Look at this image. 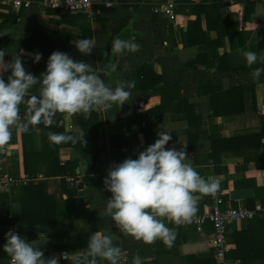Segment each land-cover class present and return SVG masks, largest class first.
I'll return each instance as SVG.
<instances>
[{"label": "crops", "instance_id": "0c3cea01", "mask_svg": "<svg viewBox=\"0 0 264 264\" xmlns=\"http://www.w3.org/2000/svg\"><path fill=\"white\" fill-rule=\"evenodd\" d=\"M15 1L0 0V50L9 53L5 61L23 51V66L39 79L49 56L54 51L66 52L74 60L91 64L112 87L121 81H133L135 86L122 108L98 112L94 125L84 121L90 142L61 143L51 150L48 147L53 143L40 125L33 128L27 152L24 133L14 132L8 144L0 146V174L8 172L20 181L11 190H0V264H10L3 245L12 224L20 228L26 241L41 248L46 258H57L59 264H70L63 254L84 250L96 232L112 235L114 244L130 256L131 264L135 256L141 258V264H219L211 244L210 222L200 232L194 226L165 220L175 230L171 247L160 240L146 244L121 232L109 218L98 215L111 197L103 180L113 162L135 159L147 147L142 130L134 135L135 119L159 107L166 96L169 104L155 126V138L166 128L172 135L166 147L184 150L186 162L206 179L211 173L221 176L227 208L264 207V138L258 137L264 133V75L259 80L252 78L253 70L264 65L249 67L243 56L249 50L264 54V0H114L112 9L95 18L44 8L42 0H19V6ZM168 1L176 3L175 19L157 10ZM198 20L200 25L193 23ZM120 25L125 26L116 33ZM189 33L199 41L190 44ZM83 38L96 43L87 56L75 47V41ZM116 38L133 40L139 51L117 56L111 51ZM37 52L45 63L39 71L30 55ZM143 65L152 68L148 81L162 78L164 82L150 90L137 88ZM165 84L176 89L164 91ZM31 92L38 94V87ZM25 109L22 104L21 114ZM137 124L139 129L146 125ZM50 128H54L51 132L73 134L80 128L77 114H57ZM45 149V157H37ZM52 151H57V160ZM25 159L31 166L36 159L45 161L33 178L26 172ZM56 161L58 167L53 165ZM67 163L72 168L65 175L61 167ZM24 179L29 180L27 185L46 187L29 196L30 205L22 214ZM63 179L68 187L63 186ZM194 195L196 215L204 213L207 196ZM49 197L53 202L47 201ZM263 220L255 236L247 237L250 252L260 257L259 264H264V247L253 242L264 240ZM250 222L230 224L228 253L237 249L232 233L248 231ZM228 260L240 264V260Z\"/></svg>", "mask_w": 264, "mask_h": 264}, {"label": "clouds", "instance_id": "9594fccd", "mask_svg": "<svg viewBox=\"0 0 264 264\" xmlns=\"http://www.w3.org/2000/svg\"><path fill=\"white\" fill-rule=\"evenodd\" d=\"M75 47L82 55H90L96 43L83 38L75 41ZM140 46L133 40L116 38L111 51L117 56L136 53ZM0 50V146L7 145L13 133H30L40 125L51 127L57 114L82 115L90 118L93 112H110L123 107L131 97L135 85L133 81H121L112 87L105 83L91 64L74 60L68 53L54 51L48 58L46 69L38 79L25 69L23 51L12 55ZM33 62L42 59L41 53L30 54ZM246 64L264 65V54L255 51L243 53ZM5 74L7 79H5ZM264 75V67H256L252 78L259 80ZM38 87V94L31 90ZM26 109L21 115V105ZM155 142L140 151L137 158L113 162L103 180L104 188L111 193L106 199L102 212L123 233L138 241L152 244L160 240L171 247L175 230L166 225L165 220L175 225L191 223L198 211L197 198L215 195L219 180L201 176L184 150L166 147L172 139L171 133L162 127L157 132ZM48 139L53 144L86 143L83 129L77 128L73 134L49 132ZM3 252L10 258V264H59L55 257L46 258L41 248L14 231L5 234ZM70 264H125L122 249L114 244L110 234L93 233L84 250L64 253ZM71 258V259H70ZM132 264H141L135 256Z\"/></svg>", "mask_w": 264, "mask_h": 264}, {"label": "built area", "instance_id": "2783aa9c", "mask_svg": "<svg viewBox=\"0 0 264 264\" xmlns=\"http://www.w3.org/2000/svg\"><path fill=\"white\" fill-rule=\"evenodd\" d=\"M15 4L19 6L21 1L16 0ZM114 0H42L41 6L44 8L58 9L62 11H69L72 13L87 15L90 18H95L102 14L104 10H110L114 7ZM176 3L168 1L157 7L168 15L171 19L176 17ZM23 116V114H21ZM218 179L219 189L215 195L207 196V210L204 213L196 215L191 223L185 225L194 226L200 232L204 230L207 222L213 226V233L211 237V244L213 246L215 257L219 264H229L227 253L230 250L229 239L227 237V230L230 224L237 220L249 221L258 214L264 212V207L258 205L255 209L246 207L227 208L225 201V193L222 188L223 178L219 175L211 173L208 178ZM28 179L21 181L23 185H27ZM20 181L12 177L8 172L0 174V190H11L16 187ZM14 231L20 234V228L12 224L8 231ZM125 264H131V258L127 253H124Z\"/></svg>", "mask_w": 264, "mask_h": 264}, {"label": "trees", "instance_id": "16d2710c", "mask_svg": "<svg viewBox=\"0 0 264 264\" xmlns=\"http://www.w3.org/2000/svg\"><path fill=\"white\" fill-rule=\"evenodd\" d=\"M194 24H199L200 25V21H196L193 22ZM125 25H120L118 27V29L115 31L116 33L119 32ZM189 40H190V44H195L196 42H198L199 40H195L193 38V36L189 33ZM33 45V40L30 41V48H32ZM45 65V63H43L42 61L38 62L35 64L34 68L35 71L38 69L41 70L43 68V66ZM149 71H152V68L149 65H143L142 69L140 70L141 73V77L140 80L138 81V86L140 85V87L137 88H141L142 90H150L152 88H154V86H156L157 84H160L163 81V79L159 78L160 80L158 81H148V73ZM104 73H102V76H104ZM157 77V76H156ZM165 88H167V91H174L176 89V87H170L167 84L164 85V91ZM166 91V92H167ZM165 92V93H166ZM169 104L167 97L164 96V100L162 102V104L159 107H156L150 111L144 112L140 115H138L135 119L136 125L138 126V122H140V124H146L145 126L140 127H135L134 128V135L139 132V130H142L141 132H144L145 137H146V146H149L151 144H153L156 140L155 138V126L157 123H159L162 119V116L164 114V112L167 110V105ZM99 114L98 112H93L90 116V118L87 119L88 122H91L92 125H94L96 122L95 120H98ZM77 120L80 126V129H83L86 135V139L90 142L92 139L89 138V135H87V130L85 129V125L87 123H85L84 121L86 119H84V117L82 115L77 114ZM43 132L45 133L44 135L47 136V134L49 132H51L52 130H54V128H50L47 127L45 125H41ZM33 134V129L30 133H24V138H25V142H26V148H25V152H27V150H29V139H31V135ZM197 134V133H196ZM30 135V136H29ZM95 136H99V131L97 130V133ZM30 137V138H29ZM259 139L261 140L262 138H264V133L262 132L259 136ZM47 140V139H46ZM60 144H52L50 145V147H48L49 149L52 150V148L54 147L55 150L58 149ZM46 146V144H45ZM79 148V145H75ZM47 152V149L44 150V152H42V154L37 155V157H45V154ZM55 153V157L56 160L58 159V153L57 151H52V154ZM27 156V155H26ZM51 160V159H50ZM37 163L34 166H31V164H29V162H27V160L25 159V169L26 172L29 173V175L33 178L36 173L39 171V167L41 166V163H45V161L43 160H35ZM39 165V167H38ZM54 167H58L59 163L56 161V163L53 164ZM63 168V173L68 174V172L70 171V169L72 168L71 163H67L66 166L61 167ZM49 175V171L47 170V176ZM64 180V179H63ZM63 186L64 187H68V183L64 180L63 181ZM43 187H46L44 184H35V183H29L28 185L24 186V191H23V211L22 214L24 212H26L29 202H30V197L32 195V193H35L37 191H41V189ZM30 196V197H29ZM53 198H47V201L53 202ZM47 215V214H46ZM261 218L264 219V214L262 213L261 215L258 214L256 217H254L251 222H250V228L248 231H244V232H233L232 236L235 238L236 243H237V249L235 252L233 253H227V258H234L237 260H240V264H259L257 262V260L260 258L259 256L253 255L249 248H248V244H247V237L250 236H255V233L257 232V227L261 221ZM264 221V220H263ZM263 223V222H262ZM43 229L49 230V227L47 226V224H43ZM264 239V238H263ZM261 242H253V244L255 246L259 245L261 247H264V240H260Z\"/></svg>", "mask_w": 264, "mask_h": 264}, {"label": "water", "instance_id": "95a60500", "mask_svg": "<svg viewBox=\"0 0 264 264\" xmlns=\"http://www.w3.org/2000/svg\"><path fill=\"white\" fill-rule=\"evenodd\" d=\"M229 261V264H233V260H228Z\"/></svg>", "mask_w": 264, "mask_h": 264}]
</instances>
